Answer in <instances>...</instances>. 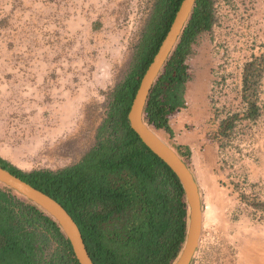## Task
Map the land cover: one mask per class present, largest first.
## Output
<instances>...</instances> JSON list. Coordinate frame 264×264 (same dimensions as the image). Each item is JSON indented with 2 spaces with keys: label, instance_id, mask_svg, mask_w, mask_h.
I'll use <instances>...</instances> for the list:
<instances>
[{
  "label": "trees",
  "instance_id": "1",
  "mask_svg": "<svg viewBox=\"0 0 264 264\" xmlns=\"http://www.w3.org/2000/svg\"><path fill=\"white\" fill-rule=\"evenodd\" d=\"M182 0H153L128 70L108 94L95 143L56 169L25 171L0 155V165L60 202L78 224L95 264H174L187 237L189 205L168 164L131 128L128 113L141 79L169 31ZM214 0H196L178 43L153 85L143 114L158 133H170L167 113L187 105L192 78L187 59L211 32ZM264 51L256 44L243 65L238 111L216 114L218 135L231 137L239 121H256ZM226 80L225 75L221 76ZM213 107V105H212ZM214 111L216 110L213 107ZM185 160L187 150L169 143ZM0 186V264H80L60 224L9 186ZM253 205L264 210L263 202Z\"/></svg>",
  "mask_w": 264,
  "mask_h": 264
},
{
  "label": "rangeland",
  "instance_id": "2",
  "mask_svg": "<svg viewBox=\"0 0 264 264\" xmlns=\"http://www.w3.org/2000/svg\"><path fill=\"white\" fill-rule=\"evenodd\" d=\"M115 1L120 6L117 24L123 30L120 59L109 66L113 53L107 49V64L102 60L92 64L95 68L101 66L100 73H88V62L74 63L73 89L79 107L66 111L56 104L54 109L53 100L60 101L61 96L46 91L27 98L20 93L0 91V152L19 168L29 171L63 167L78 161L95 143L97 127L106 114L108 94L128 70L134 45L153 3V0H112ZM236 1L239 9H245L244 0ZM257 6L258 0L252 14L253 29H242L240 10L237 20H227L236 23L234 29L221 30L224 32L221 35L234 38L247 33L251 42L257 44ZM106 67L111 73H107ZM211 76L208 97L215 112L225 115L240 110L243 106L236 77L231 75L228 80L221 77L217 81L216 73ZM33 101H40L42 108L27 107L26 103ZM230 139L235 158L232 160L227 152L225 165L235 172L239 169L241 176L237 177L235 189L229 180L223 179L217 189L203 192V231L190 264H264V210L253 205L264 203V121H239Z\"/></svg>",
  "mask_w": 264,
  "mask_h": 264
},
{
  "label": "crops",
  "instance_id": "3",
  "mask_svg": "<svg viewBox=\"0 0 264 264\" xmlns=\"http://www.w3.org/2000/svg\"><path fill=\"white\" fill-rule=\"evenodd\" d=\"M119 8V1L112 0H0V91L20 93L25 98L46 91L61 96L60 101L53 100L54 109H57L56 104L66 111L79 107L73 89L74 63L88 62V73H100L101 66L95 68L92 64L101 60L107 64V49L113 53L109 66L120 59L123 46L120 31L123 30L117 24ZM256 11L257 45L264 51V0L258 1ZM252 17L246 30L254 28ZM221 33L224 34L221 31L219 35ZM250 37L245 45L247 55L253 53L256 45ZM215 44L213 33L208 32L193 45L187 59L192 74L185 92L187 105L168 111L172 133L160 130L167 142L189 152L185 161L196 178L201 197L204 191L217 189L223 179L229 180V185L235 189L237 177L241 176L239 169L235 172L225 165L224 155L231 153L234 160L235 148L229 144L230 137L217 134L220 120L208 92L211 73H225L226 80L231 75L236 77L241 101L245 62L237 58L238 53H227L224 48H215ZM107 73L111 70L107 69ZM26 104L36 108L40 101ZM259 104L262 114L256 121H264V75L260 80ZM0 154L5 157L4 153ZM249 173L252 177L250 169Z\"/></svg>",
  "mask_w": 264,
  "mask_h": 264
},
{
  "label": "water",
  "instance_id": "4",
  "mask_svg": "<svg viewBox=\"0 0 264 264\" xmlns=\"http://www.w3.org/2000/svg\"><path fill=\"white\" fill-rule=\"evenodd\" d=\"M195 3L196 0H182L169 31L141 79L128 113L131 128L153 152L170 166L185 191L189 205L187 237L174 264H190L200 243L203 231L200 188L187 162L152 125L144 120L143 114L149 93L177 45L182 31L191 17ZM0 182L42 207L60 224L80 264H95L88 252L78 224L60 202L1 165Z\"/></svg>",
  "mask_w": 264,
  "mask_h": 264
},
{
  "label": "built area",
  "instance_id": "5",
  "mask_svg": "<svg viewBox=\"0 0 264 264\" xmlns=\"http://www.w3.org/2000/svg\"><path fill=\"white\" fill-rule=\"evenodd\" d=\"M255 1L256 0H244L245 9H239V4L236 0H214V13L216 20L213 24L211 32L213 33L214 40H216L215 48H224L227 53L236 52L238 53L237 58L244 62L251 58V54H246L247 48L245 46L249 41V35L244 33L240 34V36L236 35L234 38L230 36L225 38L224 36L222 37V35H219V33L220 30L226 31L227 29H234L232 26L236 25V23L228 21L230 19L237 20L236 15L239 14L240 10H242V29L246 31V29L250 27L249 19L255 10ZM216 75L215 80L219 81L221 79V73L218 72ZM212 86L215 88L214 85Z\"/></svg>",
  "mask_w": 264,
  "mask_h": 264
},
{
  "label": "bare ground",
  "instance_id": "6",
  "mask_svg": "<svg viewBox=\"0 0 264 264\" xmlns=\"http://www.w3.org/2000/svg\"><path fill=\"white\" fill-rule=\"evenodd\" d=\"M160 134V133H159Z\"/></svg>",
  "mask_w": 264,
  "mask_h": 264
}]
</instances>
